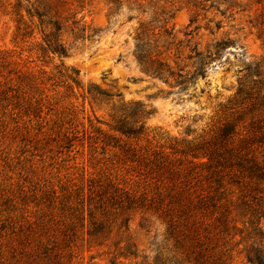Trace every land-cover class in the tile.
I'll return each instance as SVG.
<instances>
[{
	"label": "rangeland",
	"instance_id": "1",
	"mask_svg": "<svg viewBox=\"0 0 264 264\" xmlns=\"http://www.w3.org/2000/svg\"><path fill=\"white\" fill-rule=\"evenodd\" d=\"M62 1L65 57L46 49L51 26L32 16L34 0H0V264H19L13 239L27 220L49 214L52 199L58 206L108 181L145 192L112 148V128L124 113L144 112L132 146L186 163L192 160L183 153L232 119L238 87L248 81L255 89V149L264 159V0ZM217 44V55L205 58ZM200 68L204 78L180 85L179 73ZM246 113L234 121L242 133L250 128ZM148 216L150 227L141 230L132 214L128 234L139 257L121 264L143 257L152 264L156 246L168 254L165 227ZM247 244L229 246L236 264H250ZM113 254L110 245L73 256L79 264H110Z\"/></svg>",
	"mask_w": 264,
	"mask_h": 264
},
{
	"label": "trees",
	"instance_id": "2",
	"mask_svg": "<svg viewBox=\"0 0 264 264\" xmlns=\"http://www.w3.org/2000/svg\"><path fill=\"white\" fill-rule=\"evenodd\" d=\"M32 7V16L39 21L46 19L51 26L50 33L43 37L46 49L65 57L67 47L60 36L67 22L62 18L65 3L34 0ZM27 13L30 15V10ZM219 48L214 45L205 58H214ZM204 75L205 70L200 68L177 76L183 79L181 85ZM254 90L248 81L239 85L236 95L240 105L231 116L233 121L222 122L210 138L194 145L190 154L183 153L192 160L186 163L132 146L129 141L142 133L144 124H137L144 112L122 114L112 128L118 135L112 148L121 152L123 164L131 166V172L145 184V192L138 194L108 181L89 187L85 195L76 193L71 201L58 206L52 199L49 214L27 220L13 239L17 243L13 254L16 251L19 255L16 261L79 264L73 256L76 250L86 247L92 252L94 248L110 249V245L114 248L110 264L136 259L139 247L128 234L129 223L132 214L139 215V228L146 230L151 224L150 214L165 227L164 240L170 243L165 257L163 248L155 247L152 264H236L237 257L229 246L233 241L240 245L245 239L250 242L244 250L247 262L264 264V159H259L255 149ZM246 112L250 114V128L242 133L234 121L243 120ZM101 144L110 146L104 141ZM260 144L264 146V142ZM143 258L141 264H148Z\"/></svg>",
	"mask_w": 264,
	"mask_h": 264
}]
</instances>
